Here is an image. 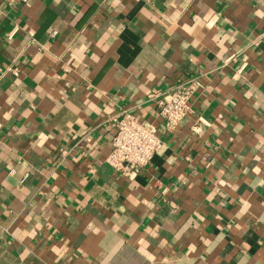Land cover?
Listing matches in <instances>:
<instances>
[{
	"label": "crops",
	"instance_id": "crops-1",
	"mask_svg": "<svg viewBox=\"0 0 264 264\" xmlns=\"http://www.w3.org/2000/svg\"><path fill=\"white\" fill-rule=\"evenodd\" d=\"M125 112L162 140L132 178ZM0 264H264V0H0Z\"/></svg>",
	"mask_w": 264,
	"mask_h": 264
},
{
	"label": "built area",
	"instance_id": "built-area-1",
	"mask_svg": "<svg viewBox=\"0 0 264 264\" xmlns=\"http://www.w3.org/2000/svg\"><path fill=\"white\" fill-rule=\"evenodd\" d=\"M14 73L18 74L17 71ZM198 83L197 77L185 78L169 91L149 95L150 99L155 100L166 129L175 128L193 113L192 99ZM112 125L115 135L107 162L121 175L132 178L150 164L161 148L162 140L154 125L141 122L131 112H125L121 118H114Z\"/></svg>",
	"mask_w": 264,
	"mask_h": 264
}]
</instances>
